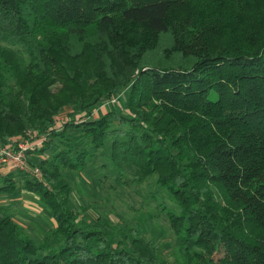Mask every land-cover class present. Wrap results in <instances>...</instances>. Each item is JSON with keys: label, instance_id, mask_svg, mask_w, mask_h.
<instances>
[{"label": "trees", "instance_id": "16d2710c", "mask_svg": "<svg viewBox=\"0 0 264 264\" xmlns=\"http://www.w3.org/2000/svg\"><path fill=\"white\" fill-rule=\"evenodd\" d=\"M66 107L80 119L59 130ZM27 132L48 136L29 155L44 181L11 170L0 197L21 177L56 227L36 241L0 207V264H170L71 207L67 173L102 149L117 183L151 181L178 263L264 264V0H0V144Z\"/></svg>", "mask_w": 264, "mask_h": 264}, {"label": "rangeland", "instance_id": "374dc122", "mask_svg": "<svg viewBox=\"0 0 264 264\" xmlns=\"http://www.w3.org/2000/svg\"><path fill=\"white\" fill-rule=\"evenodd\" d=\"M127 98L128 89L125 88L111 98L112 100L100 101L95 106L91 119L96 120L111 109L122 112ZM79 119V115L66 107L58 117L56 128L61 130L63 124L76 123ZM72 133L69 132V134ZM32 136L30 132H27L25 138L13 144L15 146L19 143L34 145L38 142L33 148L35 150L31 153V157L36 162L48 158L49 152L44 155L38 154L45 147L48 136L44 137L42 142L39 141L40 139L34 141ZM93 152L94 158L85 171L67 173L68 180L74 189L70 197V205L78 212L82 225L99 226L113 235L118 230H123L121 240L129 235L130 227L138 229L162 248V256L167 262L180 264L175 250V237L155 209L156 203L153 202L152 197L157 193L151 181L141 185L136 184L131 174L127 173L120 178V183H117L119 176L109 167L110 150L102 149ZM6 170L10 172L12 169ZM20 178L16 177L19 188L13 196L0 197V207L11 211L16 222L26 228L36 241H41L46 233L56 227V223L39 202L38 197L21 190ZM84 209L87 210L85 216H83Z\"/></svg>", "mask_w": 264, "mask_h": 264}, {"label": "built area", "instance_id": "2783aa9c", "mask_svg": "<svg viewBox=\"0 0 264 264\" xmlns=\"http://www.w3.org/2000/svg\"><path fill=\"white\" fill-rule=\"evenodd\" d=\"M44 137L39 141L42 142ZM34 145L28 143H19L17 146L14 144L2 145L0 144V168L17 170L30 177L37 178L39 182H43L42 172L38 167H33L30 164L29 155L34 151Z\"/></svg>", "mask_w": 264, "mask_h": 264}, {"label": "crops", "instance_id": "0c3cea01", "mask_svg": "<svg viewBox=\"0 0 264 264\" xmlns=\"http://www.w3.org/2000/svg\"><path fill=\"white\" fill-rule=\"evenodd\" d=\"M7 173L8 171L6 170V168H0V174L5 175Z\"/></svg>", "mask_w": 264, "mask_h": 264}]
</instances>
